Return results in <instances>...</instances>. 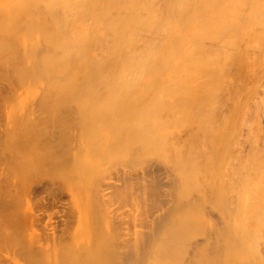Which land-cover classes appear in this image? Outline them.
I'll use <instances>...</instances> for the list:
<instances>
[{
  "label": "bare ground",
  "instance_id": "bare-ground-1",
  "mask_svg": "<svg viewBox=\"0 0 264 264\" xmlns=\"http://www.w3.org/2000/svg\"><path fill=\"white\" fill-rule=\"evenodd\" d=\"M21 1L0 76L72 95L75 129L72 165L63 147L32 149L30 173L56 165L64 181L69 164L73 185L79 156L87 174L84 240L59 261L264 264V0ZM29 126L24 142L45 147L33 136L44 125ZM11 189L0 188V264H42L41 208L14 211Z\"/></svg>",
  "mask_w": 264,
  "mask_h": 264
},
{
  "label": "rangeland",
  "instance_id": "rangeland-1",
  "mask_svg": "<svg viewBox=\"0 0 264 264\" xmlns=\"http://www.w3.org/2000/svg\"><path fill=\"white\" fill-rule=\"evenodd\" d=\"M20 4H22L21 0H8V1L7 0H0V11H1L0 12V20H1L0 21L1 22L0 23V27H1L0 28V51H1L0 54L2 55V57H4L3 55L5 54V49H6L5 46H7V45H5V42L7 40V37H9V35L7 33V29H8L7 27L10 26L11 23H14V21H16L18 23L19 28H17V25H16L17 23H14L16 25L17 29H20L22 27V26H20V24H22V20H23V19L21 20V15L17 13V15H19V16L17 17L16 20L13 21L11 18L13 16H15L16 14H13V12H10L13 8H14L13 11L15 10V12H16V9H18ZM11 13L13 16L11 15ZM8 16L9 17L11 16V17L9 18ZM16 16L13 19H15ZM8 18H9V20H7ZM18 20H20V21H18ZM22 30L23 29L21 28V30H19V31H22ZM2 45L4 46V48L1 49ZM17 49L19 50V47ZM3 50H4V53H3ZM19 52L21 53V49L19 50ZM19 52H17L16 56L18 55ZM3 67H5V66H2V68ZM7 69H9V68L5 67L3 72H5V70H7ZM0 72L2 74H5L2 72L1 67H0ZM7 72H9V70ZM7 72L5 75L8 74ZM1 73H0V75L3 76ZM11 77L9 76V77H6L5 79L6 80L8 79L11 82V80L9 79ZM1 79H0L1 80L0 84L1 83L2 84L0 85V91L3 92V97H2V93L0 92V95H1L0 96V102L2 101L1 102L2 108L0 107V180H2V182H0V183H2L3 185L1 184L2 187H0V188H3V190L8 188L9 186L12 188L11 191L14 193V195H16V197L13 200L14 201L13 208L15 207L17 209V210H15V209H13V210L16 212L19 211L20 213H23L26 217H28V215L30 213L35 211L36 207L41 208L40 211H41L42 215H41L40 224L42 227V240H43V242H42L43 243L42 244L43 245L42 246V254H43L42 255V264H62L59 261V258H60L59 256H61L60 254H62L63 252H64V254H67V252L68 253L72 252V245L76 242V240H84V230L82 231V229H83L84 223H85V216H84L85 212H82V211L80 212V210H83L82 208H84V211H86L85 210L86 199L83 196L84 193L82 190H83V183L86 180L87 174L85 173V170L82 167H80V164H78L79 163V156H77V159H76V166H79V173H76L77 178L75 179L74 184L72 185L73 182L70 180L72 177L71 178L69 177L70 179L68 178V180H70V182L68 180H66L67 177L71 176V174H72V168H69V167H71V165H72L71 164V161H72V142H73L74 137H75L74 135L72 136V134L74 133V130H75V129H72V127H73V125H72L73 116L72 115H74V114L71 111L72 110V105H71L72 103H69V102H72V95H70V96L67 95L64 97L59 96V98H56L58 96H55V95H53V96L44 95V94L40 95V93L38 92V89H40L39 81L35 82L36 85L34 84L33 87H32L33 83L31 85H28V83H26V84L22 83L21 84V82H19V85L21 84L23 89H24V87L27 86L26 89L21 90L22 87L19 88L21 85L18 87V85L16 84L18 82V80L17 81L15 80L16 82L13 85H15V86L17 85V86H16V90L13 91L12 90L13 88H11V87H13V85L11 86V84H10V86H9L8 84L10 82L7 83L8 80L6 82V80L3 79V77H1ZM13 79H15V78H13ZM13 79H12L11 83H13ZM5 85H7V88H5L6 87ZM30 86L32 89H30ZM8 87L11 90H8ZM17 87H18V89H17ZM6 89L9 91L8 94H7L8 91ZM28 89H30L31 91L26 92L25 90H28ZM35 90H37V91H35ZM24 91L26 94L25 96H24ZM37 93H38V95H36ZM41 96L43 97V99ZM69 98L71 99V101ZM57 100H59V101H57ZM60 100L61 101H67V103L71 105V106H68L69 109H68V107H65L68 105L67 103L63 104L64 106L61 104V107L63 106L62 108L59 107L60 104H56V103L60 102ZM5 101H6V103L8 102V104H6ZM41 102L42 103L45 102V103L41 104ZM17 103H18V105H17ZM34 103H36V104H34ZM55 104H56V106H55ZM39 106H41V107H39ZM58 109H59V111H58ZM66 109H68V112ZM46 119L48 120V122L50 124L47 122ZM44 121H45V123H44ZM56 123H57V125H56ZM66 123H68V124H66ZM38 124L44 125L42 127L39 126L42 129H44V127H46V125L47 126L49 125V130H48V127H46V129H44V130L41 129L39 131L40 128H38V126H36ZM29 125H32V126L34 125L33 129H35L34 127L38 128V129H35L33 131V133L35 132V134H36V135H33L34 137L43 138V139L47 138V140L46 139L44 140L45 142L47 141V143L45 144V147L42 146L43 147L42 148L41 146H37V144H35L34 142L33 143L35 145L33 146V143H31L32 146L30 145L31 146L30 147L27 142H24L25 137L27 136V134L30 133V132L28 133V131L30 130L28 128L31 127ZM52 125H54V126H52ZM21 126L23 128H21ZM54 127L55 128L57 127L56 128L57 130ZM60 127L62 129L61 131H60ZM17 128H19L21 130H18ZM27 129H28V131H27ZM33 129L31 128V130H33ZM13 131L14 132L16 131V133H14ZM41 131H42V133H41ZM44 131H45L44 134H46L47 137H45L46 135L43 134ZM38 132H40V133H38ZM48 132H49V134H48ZM17 133H18L19 137H18V135H15ZM25 134H26V136H25ZM65 135H66V138H64ZM67 135L69 138L67 137ZM14 137H15V139H14ZM61 137H63V138H61ZM50 140H52V141L50 142ZM63 140H65V141H63ZM58 142H60L59 143L60 146H58V144H57ZM65 143H67V144H65ZM61 144H62V146H61ZM86 145H87V143L85 145H81L80 147L84 146L88 149L89 147H87ZM57 146H58V148H57ZM59 147H61L59 150L61 152L63 151L62 150L63 148H64V151L66 150L65 152L63 151L64 154L67 151L71 152L70 153L71 157L69 158V160L67 159V157L70 156L69 153H66V154H68V156H67V155H63V152L60 154H59V152H54V153H57L59 155L62 154L61 156H67V157H63V158L58 157L61 159L66 158V160H63L64 162L66 161V163H69V161H70L71 165H69V164L65 165L66 167H68V169H71V170L67 169V171H65V173L68 172L67 173L68 176L66 177V174L63 173V174H65L63 176L66 177V179H64V181H66V182H64L62 179L60 181V178H55L56 177L55 172L57 170L54 168L56 167V165H54V167H48L49 171L54 172V174H52V175H43L42 173H39V174H31L30 173L29 165H28V160H29L28 156H29L32 149H34V150L38 149L39 152H41V154H44L46 156H51L52 155L51 153H53L52 150L56 151V149L58 150ZM84 147L82 148V151L83 150L85 151ZM52 148H54V149H52ZM79 150L81 151V149H79ZM50 151H51V153H50ZM27 153H29V154H27ZM57 156L58 155H56V157ZM52 157H54V155ZM72 190H73V199H72ZM76 198H77V202L75 200ZM43 202L46 204V206ZM79 206H80V209L78 208ZM10 208H11V206H10ZM77 209H78V211H76ZM123 209H125V208L123 207ZM76 212L79 213L78 214L79 216L76 215L77 214ZM81 214H84V215H81ZM83 216H84V218H83ZM49 217H51L50 224L48 223ZM81 231H82V234L78 236V234ZM30 235H29V237H30ZM57 251H58V253H57Z\"/></svg>",
  "mask_w": 264,
  "mask_h": 264
}]
</instances>
